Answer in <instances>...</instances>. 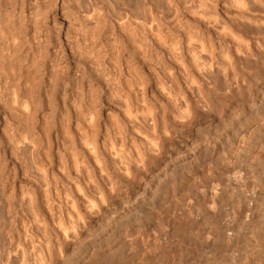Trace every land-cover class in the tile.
Returning a JSON list of instances; mask_svg holds the SVG:
<instances>
[{
    "label": "bare ground",
    "instance_id": "1",
    "mask_svg": "<svg viewBox=\"0 0 264 264\" xmlns=\"http://www.w3.org/2000/svg\"><path fill=\"white\" fill-rule=\"evenodd\" d=\"M46 1L0 0V16L10 17L7 21L0 20L1 24L6 23L0 32L1 43L8 40L14 49L23 48L19 32L22 27L28 32L32 25L29 28L26 19H34V24L31 23L34 44L29 43L24 54L31 69L19 67L18 56L17 64L10 62L11 67H6L7 78H39L46 69H50V74L53 72V79L67 77L64 66L67 72L59 71L64 62L74 63L67 69L74 68L72 75L77 79L86 76L87 66L92 62L98 69L111 64L110 68L122 75L123 60L135 61L140 66L149 64V70L145 71L150 78L134 73L128 61L126 70L135 78L106 77L104 101L110 111L104 117L96 103L80 101V105L71 107L66 104L67 96L62 101L56 99L65 102L62 108L54 106L48 111L43 105L34 112L35 116L24 101L29 111L21 112L26 115L23 114L25 122L19 127H27L30 135L22 134V139L15 141L14 154L21 161L20 166L12 164L4 180L0 168V264H101L109 249H122L139 240L146 249L138 264H226L227 259H221L225 233L221 232L216 217L210 230L205 231L208 212L203 209L200 195L208 192L204 182L206 172L221 168V162L229 157L235 159L239 149L248 143V137L264 127V78H260L264 74V0H180L179 13L168 0H60L62 6L53 3L49 6ZM26 8L27 14L23 12ZM153 16L157 21L152 22ZM48 20L57 27L61 38H52ZM84 25L91 29L83 31ZM92 28L99 35L109 28L118 30L121 37L125 35L133 43L115 48L113 45L108 51V45L107 49L103 44L97 45L101 37L93 38ZM81 36L80 43L76 38ZM90 41L97 44L87 52ZM15 50L9 54L14 56ZM256 74L260 79L252 78ZM251 79H256L257 89L246 101L238 100L243 90L254 84ZM188 85L199 100L195 113L188 112L183 119L175 120L168 134L148 142L144 150L135 153L132 163L123 167L124 179L112 186L103 211L97 210L78 224L65 223L61 218L53 226L50 217L62 188H68L69 180L77 176L79 169L83 174L80 167L92 157L98 158L101 149L111 144L116 149L119 141H113L115 133L123 136L126 132L123 121L135 119L140 104L148 108L150 115L151 102L163 99L164 94L175 100L170 88L187 92ZM15 90L12 89L14 97L18 93ZM201 90L206 101L200 99ZM2 91L0 83V94ZM12 100L16 102L15 98ZM219 107H223L221 112L216 111ZM7 130L12 133V129ZM15 132L16 128L12 134ZM3 140L9 148L6 136ZM122 151L121 145L116 155ZM11 157L10 161L14 158L12 154ZM224 168L229 173L234 170L232 164ZM211 179L214 190H209L211 204L207 206L215 213L221 189ZM69 194L70 190L63 193L65 199ZM246 207L239 205L219 216L234 223ZM192 213L198 215L197 220L189 219ZM150 234L154 236L152 241Z\"/></svg>",
    "mask_w": 264,
    "mask_h": 264
},
{
    "label": "rangeland",
    "instance_id": "2",
    "mask_svg": "<svg viewBox=\"0 0 264 264\" xmlns=\"http://www.w3.org/2000/svg\"><path fill=\"white\" fill-rule=\"evenodd\" d=\"M46 2L47 3L49 2V6L50 5L53 6V4H55L56 6H62V4H63L60 0H51V2H50V0L49 1L47 0ZM47 3H46V5H48ZM18 4L20 6H22L21 5L22 2H19ZM44 4H43V7L46 6ZM27 5L28 4H25V7ZM45 8H47V7H45ZM23 12L24 13L26 12L25 14H27L28 8H26ZM2 17L4 18V15H2ZM2 17L0 16V20H6L7 18L8 19L10 18V17L6 16L5 19H3ZM26 20H27L28 27L30 25L33 26V24H34L32 22V21H34L33 18L31 20L29 19L30 21H28V18ZM1 22H3V21H1ZM31 23H33V24H31ZM5 24H6L5 21L2 24L0 23V25H2L0 27V32H1L2 27ZM21 25H23V22L20 25L18 24L19 27H22ZM48 25H49L48 26L49 30H51L52 35H53L52 38L55 37L54 39H56V40L61 38V35H59L57 27L53 26V23H52L51 20H48ZM18 26H16L17 27L16 29L17 30L19 29V31H20L21 29ZM32 26H31V28L29 27L30 28L29 31L31 30L30 32L29 31L28 32L25 31V28H23V27H22L21 32H19V34L22 33V36H20L21 37V39H20L21 42L20 43H21V45H25V46H23V48H22V46H18V48L19 47H21V48L18 49L16 47L17 49L15 48L16 49L15 50L12 47V44H10V42L8 40H6V41L2 40L3 42L2 43L0 42V53L3 54V55L0 54V61H1L0 62V83H1L2 90L4 89V91H2L3 93L1 92V94H0V107H1L0 108V139H3V136H5V133H3L4 131L8 132L7 128L9 130L12 129L10 132L13 133V130L16 128L15 126H19L22 122L23 123L25 122V118H24L25 116L23 114H25V113H27L29 111L26 108V106H25L26 103H28V105H29V108H30L29 112L32 111L31 113L34 115L35 114L34 112L38 111L43 105H44V107H46L45 109H49L48 111L52 110L54 108V106H55L56 109H59L60 107L62 108L63 104L65 105V102L63 101V103H61V101L64 99V96L65 97L67 96L68 99L66 100L67 101L66 104H70L71 107H73L74 104L75 105H80V101H84L83 102L84 104L85 103L90 104L91 102H93V104L96 103L95 105L97 106L98 109L102 108L101 109L102 114H103L102 116L104 117V114H106L107 112L110 111V110L107 109L106 102L104 101V99H105V97H104L105 96L104 83L106 81V79H105L106 77L107 78H135L132 74H129L128 71H127L128 69H127L126 66L129 64L128 66L129 67L132 66L131 68L133 69L132 71L134 73L136 72L142 78H150L149 76H147V71H145V70H149L148 69L149 68V64H146V66L141 65V66H143V67H141L139 64L137 65V63L135 61L129 62V60H127L128 64H125V62H127L126 60H125V62L123 60L122 63H121L122 65L124 64V66L121 65V67H122V69L124 71V74H122V75L118 74L117 72H114L112 70V68H110L111 67L110 63H112L111 60H107L110 65L107 64V67L104 66V68H103V66L100 67V69H102V70L98 69L93 62L89 63V64H92V65L88 64V66H87L88 71H87L86 76L84 78H78L79 80L77 78H74L73 75H72V74H74V72H73L74 68H72L70 70L67 69L69 66H73V64H74L73 62H71V65H69V64H67L65 62L60 64V65H62L61 66L62 69L60 68L59 71L62 72V70L64 68H66V70L68 71L67 77H62V78H55L54 77V79H53V75H52L53 72L50 74V72H51L50 69H46V70H44L45 73H44V71H41L39 78H30V79H28V78H20L21 81L19 80V78L18 79H16V78H7L6 77V75H7L6 72L7 71H5L7 69L6 67L7 66L11 67V65L14 64V63L17 64L18 62L16 61L15 58H19L20 57L19 58L20 62L18 64H21V66L19 65V67H21L24 70L31 69L30 63L29 62L27 63V61L25 62V60H24V54L29 50V46H27V45H29V43H33L34 44V41L32 42V40L34 39L32 37L33 33H31L32 32ZM87 27L88 28H85V25L82 26L83 31L86 30V29H91V26L90 27L87 26ZM92 30H93V28H92ZM92 30H90V32ZM94 31L95 30H93L92 33H91L93 38L94 37H96V38L97 37H101L100 38L101 40H99L97 42L98 44L97 43L96 44L99 45V46L101 44H103L101 46H104V47H105V45L106 46L108 45V47H107V48H109L108 51H110L112 49L113 45H114L113 48H115V45L116 46H120V45H123L124 43H126L128 45L129 44L132 45V43H133V41L129 37H127L125 35H124L125 37L123 35H122L123 37H121V35L118 33L119 32L118 30H113V29L110 30V28H109L108 32L103 33L101 35H99L98 32H96L97 34L93 33ZM93 34H95V35H93ZM77 40H80V43H81V41H83V37L81 36V37H79V39L76 38V41ZM100 42H102V43H100ZM35 44H36V41H35ZM96 44L93 45V41H90L89 49L87 50V52H91V49H93L96 46ZM107 48L105 47V49H107ZM13 50L16 51L14 53L15 54L14 56H12V54H9L11 52L13 53ZM11 59H12V61H10ZM124 59H126V57ZM3 64H4V66H3ZM5 64H7V65H5ZM63 66H64V68H63ZM108 67H109V69H108ZM66 70L64 69L63 71L67 72ZM47 71L49 73H47ZM139 71H142V72L140 73ZM54 76H55V73H54ZM252 78H259V74H256L255 76H252ZM260 78H264V74H260ZM73 79H74V82H73ZM18 80H19V83H18ZM27 80L30 81V82H28ZM35 80H36V82H35ZM252 80L253 79H251V81ZM6 81H8V82H6ZM24 81L26 83H28V84H26ZM254 81L255 82H257V81H256V79H254L252 81V83H254L255 85L252 84L251 87L248 86L247 88L249 90L246 88V91H245V89H244L243 90V94H240L239 98H237L238 100H241L243 102L246 101L247 97L252 93V91L257 89L259 84L257 85ZM39 82H40V84H39ZM20 85H22V87ZM33 85H35V86H33ZM13 86H16V87L19 86V89L15 90L17 88L13 87ZM37 87H39V88H37ZM13 88L16 91V93L18 92L17 96H15V97H14V94L12 93V89ZM26 89H27V92H26ZM8 90H10V91H8ZM91 90H92V92H91ZM23 91H24V93H23ZM53 91H54V93H53ZM247 93H249V94H247ZM12 94H13V96L11 97L10 95H12ZM149 95H151L150 97H153L152 92H150ZM31 97H33V98L31 99ZM14 98H15L14 101H16L17 103L13 102L12 99H14ZM9 99H11V100H9ZM17 99H18V101H17ZM56 99L57 100L60 99L61 101L59 102ZM39 101H40V103H39ZM15 103H16V105H15ZM18 103L21 104V105H19ZM22 103H23V105H22ZM76 103H79V104H76ZM39 104H41V105H39ZM20 106H24V107L20 108ZM38 107H39V109H38ZM222 108L223 107H219V108H217L216 111L221 112ZM24 109L26 111L27 110L28 111L26 112ZM22 111L25 112V113L21 114ZM38 119H40V118L38 117ZM34 122H37V121L34 120ZM254 123L255 122L253 121L250 124V128H252V125ZM7 124H8V126L4 130V127H6ZM247 142L248 143L246 145H244L243 147H241L239 149V152L235 154L236 155L235 159L231 160V157H229L225 162H221L222 163L221 168L220 167H216L215 169L211 170V172L210 171L206 172L207 177H206V179H204V182L208 186V192L206 194H204V195H200V198H202L201 199V203L203 204V209L206 210V213L208 212L207 216L205 217V223H206V226L204 228L205 231L207 232V231L210 230V227H212V224L215 222L214 220H215V217H216L218 219V221L220 222L221 232L224 231V233H225V240H226L225 249H224V251L221 254V256H222L221 259H227V263L226 264H244V263H246V264H256L257 262L258 263L262 262L264 264V217H263L264 216V127L261 128L257 133H253L250 137H248ZM6 148L7 147H5V149ZM7 149H9V148H7ZM7 149H6L7 158L4 155H2V157L0 155V168L3 171V174H2V176H3L2 179L3 180L7 176V174H6L7 171L6 170L10 169L12 164L15 165V166H18V165L20 166V163H21V161L18 160L19 161L18 162L16 159L15 160L17 162H15V160L13 161L14 158L12 159L13 162L10 161L11 158H12L11 157V152H9V150H7ZM9 158H10V160H9ZM250 159H251V161H250ZM230 164L233 165V167H234L233 169L235 171L232 169L233 171L231 173L225 172L224 171L225 170V168H224L225 165H230ZM249 164L251 166H253V167H251ZM7 166H8V168L6 169L5 167H7ZM247 167H248V169H247ZM238 171H239V174H237ZM228 174H229V176H228ZM231 174L233 175V177H232ZM221 175H222V177H221ZM236 175L238 177H236ZM208 176L211 177L212 179L209 178ZM250 176L252 177L251 179H250ZM209 179H211L212 181L215 179L213 181V183L214 184L215 183L218 184L219 188L221 189V194L216 199L217 200L216 203L217 202H219V203L216 204L217 209H216L215 213H213L212 211L210 212L209 211L210 207L208 208V206H210V204H211V202H210L211 201L210 200V191L212 192L214 190V188H213L214 186L213 187L211 186L212 183L209 182ZM249 180H251V181H249ZM238 183H240V185ZM222 187H223V189H222ZM224 187L226 188V190H225ZM240 188H242V189H240ZM242 190L244 192H242ZM226 193H228V194H226ZM241 195H242V197H241ZM246 202H249V203H246ZM239 205L241 207H243V208H244V205L247 206V207H246L245 212L240 214V217L236 220V222L233 223L231 220L223 219V217L219 216V215H224L225 212L232 211V209H236ZM197 217H198V215L196 213H192L189 216V219L191 221H195V220H197ZM211 220H213V221H211ZM227 224H228V226H227ZM207 229H209V230H207ZM151 237L152 238L154 237L153 234H150V240L152 241L153 239ZM172 240H174V239H172ZM139 243H141V244L139 245ZM168 244H169L168 242H165L166 247L170 248ZM132 248H133V250H132ZM144 249H146V247L144 245V242L141 241V240L137 241V243L134 244V245L123 246L122 249L113 247L111 250L109 249L108 252L105 254L106 255L105 259H104V261L101 264H105L104 263L105 261L107 262L106 264H108V262H109V264H131V262H132V264H136V263L138 264L139 256H140L141 253H143V251H145ZM257 251H259L260 253L255 255L254 257H252V254L257 253ZM133 252H135V253H133ZM120 253H122V256H121ZM137 254H139L138 257L136 256ZM106 259H108V260H106ZM204 259H205V257H204Z\"/></svg>",
    "mask_w": 264,
    "mask_h": 264
},
{
    "label": "clouds",
    "instance_id": "3",
    "mask_svg": "<svg viewBox=\"0 0 264 264\" xmlns=\"http://www.w3.org/2000/svg\"><path fill=\"white\" fill-rule=\"evenodd\" d=\"M168 3L177 13L180 12V0H168ZM149 12L151 13L150 9ZM153 21H157L155 16H153ZM144 26L145 28L148 27V25ZM113 27L116 29L117 25L113 24ZM187 87V92L182 89L175 91L170 88L175 100L164 94L163 99L156 100L155 103L151 102L152 112L150 115L148 114V108L140 104L136 118L131 121L128 119L123 121L126 132L123 136H120L117 132L115 133L113 141H119L118 144L115 142L116 149L113 150L112 144L101 149L98 158L92 157L85 165L80 167L84 169L83 174L80 173L79 169L77 176L69 180L68 188H62V195L56 201V206L50 217L53 226L61 218L65 223L75 222L78 224L92 216L97 210L103 211L106 206L105 201L111 195L112 186L124 179L123 167L132 163L135 153L144 150L148 142L156 141L168 134L170 125L175 120L183 119L188 112L195 113L199 107V100L196 99L195 93H192V86L188 85ZM189 93L192 94L189 95ZM200 99L207 100L202 90ZM4 133L12 156L18 160L17 155L14 154L15 141L22 139V134L27 133L30 135L28 128L16 126L14 135L5 131ZM121 145L123 151L118 156L116 152L120 151ZM0 155L7 158L3 139H0ZM12 167L16 166L13 165ZM9 172H11V168ZM69 190L70 194L65 199L63 193L69 192ZM93 202L95 207H93Z\"/></svg>",
    "mask_w": 264,
    "mask_h": 264
}]
</instances>
